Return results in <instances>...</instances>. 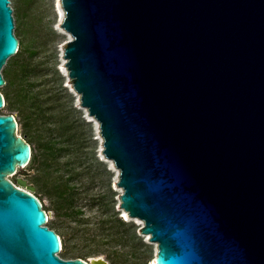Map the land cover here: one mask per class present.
<instances>
[{
  "label": "water",
  "instance_id": "obj_1",
  "mask_svg": "<svg viewBox=\"0 0 264 264\" xmlns=\"http://www.w3.org/2000/svg\"><path fill=\"white\" fill-rule=\"evenodd\" d=\"M61 6L68 75L156 264H264V0ZM13 13L0 0V87L19 48ZM17 129L0 114V264H89L59 256L35 187L9 179L32 156Z\"/></svg>",
  "mask_w": 264,
  "mask_h": 264
},
{
  "label": "rangeland",
  "instance_id": "obj_2",
  "mask_svg": "<svg viewBox=\"0 0 264 264\" xmlns=\"http://www.w3.org/2000/svg\"><path fill=\"white\" fill-rule=\"evenodd\" d=\"M11 6L23 46L1 70L11 83L0 91H9L11 98L0 114L15 116L17 135L37 157L9 179L35 187L47 209L46 225L65 240L68 257L81 256L89 264L95 258L107 264H153L157 246L141 232L137 218L123 220L125 225L119 221L124 215L119 173L103 153L100 131L65 66L64 44L70 38L61 25V1L11 0ZM61 184L69 186L65 198L57 195ZM133 229L135 238H130Z\"/></svg>",
  "mask_w": 264,
  "mask_h": 264
},
{
  "label": "trees",
  "instance_id": "obj_3",
  "mask_svg": "<svg viewBox=\"0 0 264 264\" xmlns=\"http://www.w3.org/2000/svg\"><path fill=\"white\" fill-rule=\"evenodd\" d=\"M15 35H16V34H15ZM16 37H17V35H16ZM17 38H18V40H19V49H18V51L16 52V54L19 53V52H21V49H22V46H23V40L20 39L19 37H17ZM26 46H27V45L25 44L24 48H25ZM12 57H13V56H12ZM10 58H11V57H10ZM10 58L8 59L7 63L9 62ZM2 74H3V72H2ZM3 77H4L5 81H6V83H5L4 85H6V84H10V83H11V79H7L4 75H3ZM1 93L3 94L4 99H5V104H4V107H5L6 104H7V101H10L11 93H10L9 91L1 92ZM4 107H3V108H4ZM9 114H10V113H9ZM25 127H26V128L29 127V123H25ZM29 144H30V143H29ZM51 146H52V145L48 144V147H50V149L52 148ZM36 157H37V155H36V149H34V148L32 147V156H31V159H30L29 162H31V161H35V160H36ZM57 188H58V191H57L58 194H57V195H58L59 197H61V198H65L69 186H68L67 184H61V185H59V187H57ZM34 195H35V194H34ZM35 196H37V195H35ZM65 200H66V199H65ZM43 209H44L45 211L47 210V209L45 208L44 205H43ZM119 221H120L122 224L125 225V223H124L122 217L119 218ZM48 227H49V226H48ZM49 228H50V227H49ZM50 229H52V228H50ZM56 233L61 237V235H60L57 231H56ZM129 237H130V238H135V232H134V229L131 231V234L129 235ZM61 240H62V249H61V251H60V254H61V252L63 253V258H66V259L82 258V259H84V258L81 257V256L68 257L67 254H66V252H65V250H64V247H65V240H64L62 237H61ZM60 254H59V255H60ZM147 262H148V260L145 261V264H147Z\"/></svg>",
  "mask_w": 264,
  "mask_h": 264
},
{
  "label": "bare ground",
  "instance_id": "obj_4",
  "mask_svg": "<svg viewBox=\"0 0 264 264\" xmlns=\"http://www.w3.org/2000/svg\"><path fill=\"white\" fill-rule=\"evenodd\" d=\"M61 0H58V2H60ZM63 18H64V11H63V9H61V11H60V20H61V22L63 21ZM66 34L69 36V38L71 39L72 38V36H71V34L69 33V32H67L66 31ZM65 59V58H64ZM65 61H66V59H65ZM83 107V106H82ZM84 109H86V111H87V113H88V115H89V117L91 118V121H93V122H95L96 123V125H97V128H98V130H99V124H98V122H97V120L94 118V117H92L90 114H89V112H88V110H87V108L86 107H83ZM100 131V130H99ZM99 138L101 139V141H102V145H103V139H102V137H101V135L99 136ZM112 164H114L113 163V161H111L110 159H108ZM115 166V165H114ZM116 170L118 171V173H119V170L116 168ZM121 189V188H120ZM121 191H122V189H121ZM121 206V205H120ZM122 208V207H121ZM123 209V211H124V217L126 218V219H131V218H134V217H131L129 214H128V212L124 209V208H122ZM48 219H49V217H48ZM47 219V220H48ZM137 222H139V224L140 225H143V222L139 219V218H137ZM145 235H147L148 237H149V239H150V235H148V234H145ZM61 238V237H60ZM62 241V240H61ZM153 244H155L156 246H157V243H153ZM95 259H97V258H95ZM153 264H156V260H155V258L153 259ZM94 263V262H93Z\"/></svg>",
  "mask_w": 264,
  "mask_h": 264
},
{
  "label": "clouds",
  "instance_id": "obj_5",
  "mask_svg": "<svg viewBox=\"0 0 264 264\" xmlns=\"http://www.w3.org/2000/svg\"><path fill=\"white\" fill-rule=\"evenodd\" d=\"M18 49H19V48H18ZM18 49H17V50H18ZM4 101H5V99H4ZM121 217L123 218V220H126V221L128 220V219H126V218L124 217V215H123V216L121 215ZM48 220H49V219H48ZM61 248H62V246H61Z\"/></svg>",
  "mask_w": 264,
  "mask_h": 264
},
{
  "label": "built area",
  "instance_id": "obj_6",
  "mask_svg": "<svg viewBox=\"0 0 264 264\" xmlns=\"http://www.w3.org/2000/svg\"><path fill=\"white\" fill-rule=\"evenodd\" d=\"M48 221V220H47ZM46 224H47V222H46ZM62 249V248H61ZM61 249H60V251H61Z\"/></svg>",
  "mask_w": 264,
  "mask_h": 264
}]
</instances>
